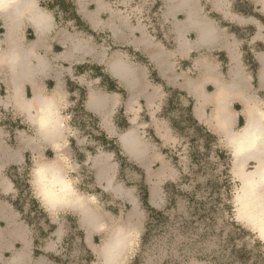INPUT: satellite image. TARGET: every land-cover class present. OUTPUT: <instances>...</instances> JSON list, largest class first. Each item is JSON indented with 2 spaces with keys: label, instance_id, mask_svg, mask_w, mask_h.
<instances>
[{
  "label": "rangeland",
  "instance_id": "374dc122",
  "mask_svg": "<svg viewBox=\"0 0 264 264\" xmlns=\"http://www.w3.org/2000/svg\"><path fill=\"white\" fill-rule=\"evenodd\" d=\"M106 1L113 10L122 12L130 25L144 28L153 38L171 46L173 36L163 15L164 3L159 0ZM251 2L253 6L245 0H198L212 22L227 31L229 42L233 43L236 38L241 64H231L221 46L215 44V47L193 52L188 64L179 66L184 68L190 84L203 83V91L209 98L214 97L219 82L237 84V88L228 93L226 102L230 116L240 115L239 124L233 127L235 131L244 124L245 101L264 112V10L255 1ZM234 4L235 8L248 13L254 7L255 16L245 17L254 20L255 25L250 21H233L229 12ZM60 21L58 27L75 28L72 22ZM78 35L91 36L82 31ZM188 38L195 40L197 34L190 33ZM92 39L96 45L103 43L111 54L119 52L126 65L141 72L139 74L148 76L153 72V64L141 51L128 45L111 48L112 39L106 33L95 34ZM16 53L20 54V50L9 49L7 54L13 57ZM203 58L208 59L204 67L196 62ZM97 72L86 68L89 75ZM0 85L3 87L2 91L0 87L1 100L8 96L9 90L1 77ZM192 92L194 94H185L172 89L154 117L145 109L136 120L128 115L125 130L109 137L99 127L96 117L83 111L79 103H70L65 114L69 127L66 131L69 138L67 180L81 199L102 215L104 229L88 230L77 209L61 208L48 213L55 228L44 241L39 240L38 249L43 253L29 256V264H85L81 239L93 254L90 264H100L97 250L107 238L108 230L113 228L126 234L123 253L114 264H129L136 254L134 264H264V239L257 225L237 218L241 181L234 170L232 150L215 122L218 104L208 100L204 106L207 124L198 123L192 115V107L203 96L197 94V89ZM116 119L121 129L123 114L116 113L115 122ZM23 125L20 115L12 109L0 111V129L7 141L12 142L17 126ZM157 127H163V131L159 133ZM101 133L118 147L125 160L122 168H119L121 157L117 159L113 149L95 138ZM105 158L109 159L107 167H98ZM17 167L20 172L26 170L29 182V168ZM254 167L255 163L248 160L243 169L252 171ZM107 173H111L110 177ZM30 188L33 194L31 184ZM145 192L147 204L156 210H166L164 218L151 227L142 242L145 225L153 219L143 204ZM16 195V188L10 193H0V201ZM43 226L45 230L48 228ZM5 227L1 221L0 229ZM33 228L28 229L30 239L34 230L38 231L37 225ZM70 235L72 239L65 241ZM23 246V240L9 241L0 259H9ZM55 256L59 259H53Z\"/></svg>",
  "mask_w": 264,
  "mask_h": 264
},
{
  "label": "crops",
  "instance_id": "0c3cea01",
  "mask_svg": "<svg viewBox=\"0 0 264 264\" xmlns=\"http://www.w3.org/2000/svg\"><path fill=\"white\" fill-rule=\"evenodd\" d=\"M47 1L0 0V77L9 90L8 96L0 100V111L12 109L24 123L17 126L12 142L7 141L0 129V193L15 190L6 173L8 168L25 166L28 162L33 196L48 214L61 208L78 210L77 192H66L63 197L65 191L56 185L54 191L58 198H48L36 171L40 166L54 165L67 179L69 138L66 131L69 127L65 114L70 103H79L81 90L84 93L80 105L89 115L97 118L99 127L108 137L125 130V117L128 115H133V120H136L145 109L154 117L172 89L185 94H194L192 91L197 89V94L203 97L193 105L192 115L198 123L207 124L204 106L208 101L204 99L203 83L190 84L181 65L188 64L193 52L215 44L221 46L231 64H241L242 55L236 50V38L233 43L229 42L227 31L212 22L198 0H159L162 5L164 3L163 15L173 36L171 46L153 38L144 28L130 25L123 13L113 10L106 0H68L73 3L79 20L72 16L73 12H68L63 21L72 22L74 29L57 26L61 21L57 20L55 9L60 8L62 0H50L53 8L47 5ZM245 1L252 6L251 1H255L264 10V0ZM231 11L229 17L233 21H250L255 25L254 20L245 17L254 15V7L247 13L235 8L234 4ZM81 31L91 36L80 37L78 33ZM99 33L110 36L111 48L128 45L144 53L154 66L155 77L139 74L141 72L129 66L130 73L127 75L123 55L119 52L111 54L103 43L101 46L94 43L92 37ZM190 33H196L197 39H189ZM203 33L209 35L206 37ZM9 49L20 50V54L16 53L19 57L16 54L10 57L7 54ZM47 52L51 55H46ZM196 62L204 67L208 59ZM96 66L101 68L99 72L92 75L86 73V68L96 69ZM207 70L211 71V68H205ZM0 87L2 91V85ZM116 113L123 114L121 129L117 119L115 122ZM229 117L233 129L236 123L239 124L240 115ZM162 123L159 121L160 125ZM28 128L33 131L29 132ZM162 128L157 127L159 133ZM108 163L109 159L105 158L100 160L98 167L104 168ZM110 174L106 176L110 177ZM50 175L48 171L47 176ZM1 221L6 227L0 229V257L7 250L9 241L23 240L24 246L9 259H0V264H29V256L34 257L29 226L7 199L0 201ZM97 223L90 227L92 231L104 229L102 221Z\"/></svg>",
  "mask_w": 264,
  "mask_h": 264
},
{
  "label": "bare ground",
  "instance_id": "6f19581e",
  "mask_svg": "<svg viewBox=\"0 0 264 264\" xmlns=\"http://www.w3.org/2000/svg\"><path fill=\"white\" fill-rule=\"evenodd\" d=\"M203 34L206 37L209 35L208 33ZM125 68L128 75L130 73L129 67L126 65ZM235 88H237V84L234 81L219 82L214 97L209 98L204 93V99L206 101H216L218 104V109L214 112L215 122L217 127L223 131L225 142L232 150L234 170L241 181V193L237 199V218L257 225L256 228L264 239V112L254 106H249L245 101L243 111L245 122L238 131L231 129L226 102L229 98L228 93ZM248 160L255 163L252 171L243 169ZM48 171L51 172L50 176H47ZM36 172V177L42 188L46 190L48 198L57 197L54 191L56 185H59L61 191H65L62 193L63 197H65L66 192L76 193L57 166H40ZM65 200L69 201L66 198ZM76 201L78 202L77 208L80 211L82 222L85 223L88 230H91V226L103 220L102 215L89 208L78 194ZM125 241L126 234L121 229L108 230L107 238L99 245L97 250L101 258L100 264H114L123 253Z\"/></svg>",
  "mask_w": 264,
  "mask_h": 264
},
{
  "label": "trees",
  "instance_id": "16d2710c",
  "mask_svg": "<svg viewBox=\"0 0 264 264\" xmlns=\"http://www.w3.org/2000/svg\"><path fill=\"white\" fill-rule=\"evenodd\" d=\"M60 3H61V6H60L61 9L60 8L55 9V15H56L57 20H60V19L64 20L65 19L64 15L68 12H73L74 14H72V16L74 15L73 17L79 20L78 16L77 15L75 16L74 5L71 1L62 0ZM48 4L51 5L49 6L50 8H53V4L51 3L50 0L47 1V5ZM242 12H247V11H242ZM95 68L98 71H100L101 69L98 66H96ZM151 75L152 76L154 75L155 77V74L153 72L151 73ZM83 93H84L83 90H81L80 101L83 98ZM80 101H79V104H81ZM95 138L100 139L101 142L105 145V147L107 146L108 148L113 149L115 151V154L117 155V159L118 158L120 159L121 156L119 154V149L115 144L112 143V140H108L102 133L100 134L99 137H95ZM124 161H125L124 157L123 158L121 157L120 162H119V168H122ZM28 167H29V163L27 162L26 165L24 166V170L25 169L28 170ZM21 172L19 171L17 166H10L6 172L8 177L11 178L12 181L14 182V186L17 190V195L9 196L8 199L12 203L13 207L20 213L21 218L31 228H33L34 226L36 228V225L38 226V231L36 232V230H34V234H33V240L35 243V246L33 248V255L38 256L43 253L42 251L38 249V244L41 243L39 242V240L44 241L45 238H47L49 234L53 231V229L55 228V225L50 222L47 213L43 210V208H41L39 202L31 193L30 184L29 182L26 181V178H27L26 170L25 172L24 171H21ZM18 177H23L24 178L22 179L23 181L20 180ZM146 196H147V193L145 192L143 196L144 197L143 204H145L146 207L150 210L151 216L153 217V219L150 221H147L145 225V231L142 234V242L146 239L151 227L157 224L162 218H164L165 210H166V209L156 210L155 208H152L149 204L145 202ZM42 224L46 225L48 228L45 230V227ZM79 234L81 235V233ZM71 239H72L71 235L69 237L64 238L65 241L71 240ZM80 245L84 251L85 264H90V262L93 260L92 252L90 251V249L84 246L82 239L80 241ZM137 257H138V254L135 255V257L132 259V261L129 264H134L135 261L137 260ZM53 259L57 260L59 258L55 256L53 257Z\"/></svg>",
  "mask_w": 264,
  "mask_h": 264
}]
</instances>
